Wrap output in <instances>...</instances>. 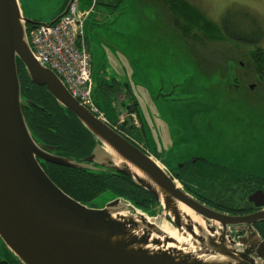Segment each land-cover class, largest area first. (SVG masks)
<instances>
[{"label":"water","instance_id":"95a60500","mask_svg":"<svg viewBox=\"0 0 264 264\" xmlns=\"http://www.w3.org/2000/svg\"><path fill=\"white\" fill-rule=\"evenodd\" d=\"M69 7L50 23H35L25 18L18 0H0L3 242L23 264H264V238L254 228L264 221V211L235 216L201 203L185 192L165 167L97 118L52 70L38 63L27 25H54ZM78 7L83 16L84 10ZM19 62L30 80L45 86L63 111L73 114L92 135L95 146L89 156L60 154L34 135L22 110L29 102L22 95ZM134 74H128L131 86ZM41 163L99 175H130L159 202L162 215L151 216L121 197L102 208L84 205L57 186ZM180 206L193 212L201 223L184 214ZM163 225L189 240L192 250L187 245L169 248L176 241L162 230ZM240 225L248 227L247 234L234 236L233 230Z\"/></svg>","mask_w":264,"mask_h":264},{"label":"rangeland","instance_id":"374dc122","mask_svg":"<svg viewBox=\"0 0 264 264\" xmlns=\"http://www.w3.org/2000/svg\"><path fill=\"white\" fill-rule=\"evenodd\" d=\"M18 1L25 18L35 23H50L65 2ZM169 1L99 0L97 12L109 10L102 2L120 4L117 11L109 10L105 29L87 26L90 55L96 62L102 57L134 61L132 95L141 101L147 148L158 149L159 157L151 156L185 192L197 199L214 187L212 194L240 202L243 190L236 189L252 187L247 177L264 178V57H253L257 47L264 49V0H186L197 12L187 18L177 14ZM182 12L188 16L189 8ZM206 18L219 29L260 38L259 43L231 36L218 40V31L207 27ZM108 27L119 36L116 44L109 41L113 46L102 34ZM132 71L128 69L129 74ZM121 75L124 78V72ZM174 84H180L175 91ZM169 94L175 102L165 99ZM185 103L190 105L183 112ZM101 105L111 108L106 102ZM208 154L219 167L203 162ZM186 165L189 168L178 176L171 173ZM113 198L111 191H104L90 206L102 208ZM153 209L144 212L162 215L159 206ZM8 252L0 242V257L7 259Z\"/></svg>","mask_w":264,"mask_h":264},{"label":"flooded vegetation","instance_id":"af4514ba","mask_svg":"<svg viewBox=\"0 0 264 264\" xmlns=\"http://www.w3.org/2000/svg\"><path fill=\"white\" fill-rule=\"evenodd\" d=\"M71 1L79 2V0H65L64 4L61 7V10L59 13H63L67 7H69V4ZM92 5L85 9V12H88V16L85 19L84 28H85V40L87 44L88 51H90V40L87 37L86 29L89 25L90 30L93 28L94 31H96L98 28L97 25L101 26L104 20H106L109 15V10L113 9L114 11L117 10V7L119 6L120 2H117L116 5H113L114 2L104 3L105 6H107L105 9L109 10L105 12H101V17H96L98 20L94 21V14L98 13L97 8L99 4V0H91ZM79 4V3H78ZM116 7V8H115ZM33 26L32 24H30ZM91 54V53H90ZM92 58V57H91ZM107 58V61L103 62H96L98 67V75L96 76V82H94L93 78V102L99 112H101L104 122L109 125L115 132H117L119 135H121L123 138L131 142L133 145H135L137 148L142 150L143 152L153 155L155 157L158 156L157 153L158 149L155 148L156 152H151L150 149L147 148V145H149V142L145 139V134L143 131L142 123L144 122V119L142 115L140 114V108H141V101H137L136 98L132 95V91L130 89V85L128 84L127 80L123 78L121 75L122 71L120 69V66L117 65V68L115 69L114 78L113 80H108L104 76L108 75V69H110L109 63L112 59L111 57H102ZM125 77V76H124ZM125 79V80H124ZM33 85H28L25 87L26 94H29L30 105L29 107H37V104L35 103V98L33 97L34 93H37L38 89L44 88L45 86H38L34 83ZM180 84H174L173 88L175 91V87ZM38 86V87H36ZM41 87V88H40ZM143 88L145 86L143 85ZM47 90V89H46ZM172 88L169 91L172 92ZM48 91V90H47ZM181 98V96H179ZM135 98V99H134ZM179 98V99H180ZM167 101H173L175 100L173 98H170V95L165 97ZM109 103L111 104V108L107 110L108 108L103 107L101 103ZM34 104V105H32ZM190 105V103H188ZM188 104H183L181 111H186L188 109ZM42 108V107H40ZM23 114L25 118L29 120V122L35 127L36 133L45 141H47L50 146L57 148L60 152H67L73 155H79V156H87L91 153L92 150V143L87 136H83V142H79L77 144H73L66 140V142L63 144H60L57 141V137H54L58 132H56L57 128L55 127L56 124L54 122L57 121V118L61 113L58 111L57 107L52 106L50 103L48 104V109L46 112V116L44 117V123L47 124L46 128L43 127L41 122H37L35 120L36 116L38 115V111L36 109L28 108L24 111ZM96 117H99V114H95ZM188 117H190V112L188 114ZM71 118H73L71 116ZM191 118V117H190ZM74 119V118H73ZM69 119V121H66L64 123L65 126L70 127L72 129H75L76 131L80 132L79 126L77 123L73 120ZM192 119V118H191ZM61 120V119H60ZM63 139V137H62ZM140 140V141H139ZM143 141V142H142ZM142 142V143H139ZM159 157V156H158ZM200 160V159H197ZM203 160V159H202ZM203 162H207L210 166H217L220 165L218 163H215L212 161V158H210V155L205 157V160ZM189 164V163H188ZM189 168V165L181 166L178 168L177 171H171L172 174H175L178 176V173H182V171L187 170ZM248 182H252V187L247 184V189L241 188L236 189L238 192L242 191V201L235 203V200L233 198L228 197L227 195L223 194H212L211 190H214V187L207 188L205 192H201V194H197L199 197L197 198L198 201L201 203L225 214L235 215V216H246L250 214H254L257 212L264 211V178L262 179H253L252 177H247ZM256 180V181H255ZM255 183H258L257 185ZM255 184V186H254ZM227 189V188H226ZM225 190V189H224ZM244 191H246V195H244ZM255 194L256 197L253 201L250 200L251 197H253ZM235 204V205H233ZM247 226H237L233 230V235L237 237H242L247 234ZM254 228L256 229L257 233L264 238V221L259 222L254 225ZM0 242L3 243V245L6 247V249L9 250L8 257L1 258L0 257V264H23L19 258L7 247V245L3 242V240L0 237Z\"/></svg>","mask_w":264,"mask_h":264},{"label":"trees","instance_id":"16d2710c","mask_svg":"<svg viewBox=\"0 0 264 264\" xmlns=\"http://www.w3.org/2000/svg\"><path fill=\"white\" fill-rule=\"evenodd\" d=\"M170 6L174 11L179 14L180 16L189 17V15L197 13L194 11V8L186 1V0H170L169 1ZM189 8L188 16H185V12H182L183 10H187ZM203 18V15L201 16ZM205 24L210 30L218 31L215 34H218V40H224L225 38H228L229 36L234 37L236 39H239L241 42L250 43V44H258L259 39H252L241 33H235L234 31L229 30L228 28L219 29L216 26L215 22L205 19ZM28 29L32 28L30 24L27 25ZM253 57H264V49L257 47L255 52L253 53ZM261 65L264 66V58L261 60ZM18 72H19V78L21 82V91L23 97L29 102L28 105H24L22 108L27 110L28 108L36 109L38 111V115L36 116L35 120L43 125L44 128H46L47 124L44 123V117L46 116V112L48 109V104L50 103L52 106L57 107L58 111L61 113V115L58 116L57 121L54 122L56 124V132H58L56 135L53 134L54 137H57V141L60 144H63L68 140L69 142L73 144H77L80 141L83 142L84 138L82 135L87 136L92 143V150L95 146V142L93 140L92 135L86 131L83 126L80 124V122L76 119V117L68 113L66 114L63 109L59 106V104L56 102V100L52 97V95L44 88L38 89L37 93L33 94V97L38 98L35 99V103L37 104V107H29L30 104V97L29 94H26L25 87L28 85H33L32 81L30 80L29 76L27 75L24 66L19 62L18 65ZM38 87V86H36ZM39 88V87H38ZM42 107V108H40ZM71 116L73 118H71ZM61 119V120H60ZM69 119H73L77 125L79 126L80 132L76 131L75 129H72L70 127H67L64 125L66 121H69ZM26 120L33 131L34 135L41 140L43 143L50 146V144L43 140L34 130L35 127L29 122V120L26 117ZM82 134V135H81ZM63 137V139H62ZM58 150V149H57ZM91 150V152H92ZM60 154H66L76 157H87V156H79V155H73L67 152H60ZM43 169L48 174V176L51 178V180L59 186L66 194L71 196L73 199L79 201L80 203L90 206V204L98 197L100 194L104 191H111V194L113 197H121L128 201H130L133 205H135L137 208L139 207L144 211V209L147 212H152L153 206H159V202L146 190L139 187L131 178L130 175L126 174H94L91 172H88L83 169H76V168H69V167H63L51 163L43 164L41 163ZM94 203V202H93ZM95 205V204H93ZM90 207H94V206Z\"/></svg>","mask_w":264,"mask_h":264},{"label":"built area","instance_id":"2783aa9c","mask_svg":"<svg viewBox=\"0 0 264 264\" xmlns=\"http://www.w3.org/2000/svg\"><path fill=\"white\" fill-rule=\"evenodd\" d=\"M76 3L54 25L32 27L27 35L38 63L52 70L70 94L99 119L104 118L93 102V69L88 51L84 23Z\"/></svg>","mask_w":264,"mask_h":264},{"label":"crops","instance_id":"0c3cea01","mask_svg":"<svg viewBox=\"0 0 264 264\" xmlns=\"http://www.w3.org/2000/svg\"><path fill=\"white\" fill-rule=\"evenodd\" d=\"M79 6L81 9L85 10V9H88L91 5H92V1H90L89 3H87V1L85 0H79ZM104 7H107V6H104ZM117 11V10H115ZM101 12H98L96 14H99V16L101 17ZM105 12V11H104ZM115 14H117V12H115ZM60 15V13H58L56 15V17ZM55 19V17L53 18ZM98 20V18H95L94 21ZM103 25V26H102ZM101 26L97 25L96 27L101 30L102 28L105 29L106 28V24H102ZM98 29L96 31H98ZM102 34H104V41L107 43V44H110L113 46V44H111L109 41L113 42V43H117L116 41L118 40V35H116V32L113 31L110 27L107 28V31H103ZM92 57V67H93V78H94V82H96V76L98 75V67L99 65L96 63V60L93 56ZM112 59L110 60V63H109V66H110V69H108V75H105L104 77L106 79H108L109 81L110 80H113L114 78V74L115 72H113L116 68H117V65L120 66V69L122 72H124V78L127 80L128 84L130 85V89L131 91L133 90V86H131V83L129 82V78H128V69L132 68L133 71H132V74L135 72V69H134V66H135V63L134 61L132 60V62H130L127 57H111ZM108 59L107 58H102V62L103 61H107ZM135 99V98H134Z\"/></svg>","mask_w":264,"mask_h":264},{"label":"bare ground","instance_id":"6f19581e","mask_svg":"<svg viewBox=\"0 0 264 264\" xmlns=\"http://www.w3.org/2000/svg\"><path fill=\"white\" fill-rule=\"evenodd\" d=\"M181 208V211L184 213V214H188L189 216L192 217V219L195 221V222H198V223H201V219L197 216H195L193 214V212H191L189 209H187L185 206H180ZM162 230L167 233L169 236H171L172 238L175 239L176 243H170L168 245L169 248H177V249H183V247L185 245H187L189 247L190 250H192V247L190 246L189 243H187L189 240H186L184 238H182L181 236L178 235L177 231L176 230H173L171 227H169L168 225L165 226H161Z\"/></svg>","mask_w":264,"mask_h":264}]
</instances>
